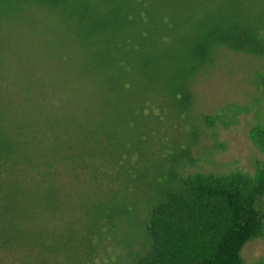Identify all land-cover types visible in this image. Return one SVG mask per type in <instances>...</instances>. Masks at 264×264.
<instances>
[{
    "label": "trees",
    "instance_id": "trees-1",
    "mask_svg": "<svg viewBox=\"0 0 264 264\" xmlns=\"http://www.w3.org/2000/svg\"><path fill=\"white\" fill-rule=\"evenodd\" d=\"M94 2L100 0H0V20L23 5L57 10L85 48L79 73L90 82L89 106L43 116L45 125L52 135L103 136L111 143L117 135H143L144 108L167 103L186 121V142L164 158L168 169H154L149 180L157 198L147 216L146 247L133 264H244L243 245L264 239V166L252 175L181 176L177 169L193 160L190 146L201 135L189 115L192 80L220 49L264 56V0H116L104 14ZM221 119L216 114L200 120L214 127ZM250 138L264 152V126H254ZM28 143L0 134V258L73 264L70 258L83 251L82 264H96L101 258L93 242L74 240L51 219L58 210L53 150L65 143L71 149L70 140H51L41 168L31 165ZM21 161L34 169L16 170ZM41 215L49 219L47 226Z\"/></svg>",
    "mask_w": 264,
    "mask_h": 264
},
{
    "label": "rangeland",
    "instance_id": "rangeland-1",
    "mask_svg": "<svg viewBox=\"0 0 264 264\" xmlns=\"http://www.w3.org/2000/svg\"><path fill=\"white\" fill-rule=\"evenodd\" d=\"M111 1L116 2L90 5L104 14L115 6ZM71 27L57 10L37 4L23 5L11 18L0 20V134L28 141L23 148L35 168L46 166L44 152L51 140H70L71 149L65 143L53 150L58 210L52 222L76 241L93 242L101 258L96 264H133L146 247L147 216L157 198L149 180L154 169H168L164 158L169 152L183 147L187 124L167 103H150L144 108L143 135H117L111 143L103 136L52 135L43 116L90 103L85 92L90 82L79 73L85 48ZM190 91L189 115L201 135L190 146L193 160L183 161L177 173L252 175L264 166V152L250 138L254 126H264V56L220 49L192 80ZM216 114L222 121L214 127L200 120ZM22 161L16 170L34 169ZM40 223L47 226L49 219L41 215ZM241 256L244 264H264V239L247 242ZM83 257L80 251L70 261L82 264ZM0 264L11 261L2 257Z\"/></svg>",
    "mask_w": 264,
    "mask_h": 264
}]
</instances>
